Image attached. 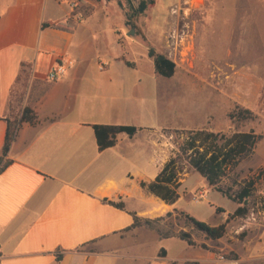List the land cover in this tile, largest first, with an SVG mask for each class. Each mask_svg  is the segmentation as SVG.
<instances>
[{"label":"crops","instance_id":"1","mask_svg":"<svg viewBox=\"0 0 264 264\" xmlns=\"http://www.w3.org/2000/svg\"><path fill=\"white\" fill-rule=\"evenodd\" d=\"M86 2L0 0V158L15 133L11 162L0 172V264H188L171 245L194 246L133 228L134 215L154 220L156 205L166 206L158 218L177 209L141 186L169 159L161 163L156 127L139 125L150 101L140 67L125 63L117 40L122 20L94 5L77 27H44L66 23ZM59 64L65 74L49 81ZM27 108L32 121H22ZM95 125L142 130L100 151Z\"/></svg>","mask_w":264,"mask_h":264},{"label":"rangeland","instance_id":"2","mask_svg":"<svg viewBox=\"0 0 264 264\" xmlns=\"http://www.w3.org/2000/svg\"><path fill=\"white\" fill-rule=\"evenodd\" d=\"M140 1L89 0L74 7L73 19L79 23L99 5V13L111 12L114 20H122L123 32L117 40L125 61L140 67V90L150 101L139 125L158 130L161 163L178 152L185 131L264 134V0H154L145 14L133 20L134 27L127 25L130 2L138 6ZM247 17L253 19L251 24L246 23ZM150 48L176 63L172 78L157 74ZM236 107L251 110L253 117L232 122L230 114ZM157 165L158 171L161 164ZM259 177L263 179L247 204L248 215L233 219L220 240L210 239L180 215L187 212L219 226L244 206L223 192L234 194ZM180 194L178 212L164 216L162 223L189 232L198 246L173 241L175 257L192 259L188 264H222L221 256L243 264H264V139L218 188L185 162ZM218 208L225 212L218 213ZM164 209L156 205L149 215L156 219Z\"/></svg>","mask_w":264,"mask_h":264},{"label":"trees","instance_id":"3","mask_svg":"<svg viewBox=\"0 0 264 264\" xmlns=\"http://www.w3.org/2000/svg\"><path fill=\"white\" fill-rule=\"evenodd\" d=\"M155 4L154 0H142L138 6L130 2V11L127 15V25L134 27L132 23L134 19L145 14L148 8ZM122 7V3L119 2ZM77 14L74 11L72 17L66 23H46L44 27H55L59 29H67L68 27H77V23L73 19ZM149 57L154 60L155 70L158 75L165 78H172L175 75L177 65L167 56L158 53L154 48H150ZM125 63L129 66L130 62ZM253 117V112L249 109L236 107L230 114L232 122H239ZM34 119L33 111L30 108L25 109L22 121H32ZM95 134L97 137L100 151L114 147L118 142L121 134L129 137L136 136L142 128L130 125H95ZM264 134H258L254 130L248 132L236 131L231 134L223 132H215L208 129H197L185 131L182 136V142L179 150L166 162L160 173L154 181L142 182L143 189L150 194L159 198L168 205H175L181 198L180 189L183 186L185 174V162L190 165L196 172L200 173L211 187L218 188L224 178L234 172L244 160L252 157L259 144L263 141ZM15 140V133L7 136L6 145L4 147L3 156L0 158V172H2L9 164L7 159L11 146ZM262 178L252 179L234 194L223 192L234 202L244 205L240 206L234 214H230L225 223L219 226H211L206 222L200 221L187 212H181V216L186 222L196 229L204 232L210 239L220 240L227 233V227L230 222L238 217H245L249 213L247 204L254 196L257 184ZM110 205L125 209L124 202H114L106 200ZM218 213H224V209L218 208ZM177 212V210H175ZM173 213H169L167 217H172ZM134 227L146 226L158 231L162 238L168 239L178 237L186 241L190 246H198L192 235L186 231L176 232L169 225L163 224V218L143 219L134 215ZM202 248L209 249L207 245L202 244ZM161 257L166 256L163 250ZM61 260L62 256L59 255Z\"/></svg>","mask_w":264,"mask_h":264},{"label":"built area","instance_id":"4","mask_svg":"<svg viewBox=\"0 0 264 264\" xmlns=\"http://www.w3.org/2000/svg\"><path fill=\"white\" fill-rule=\"evenodd\" d=\"M66 72V66L64 64H59L56 68L53 69V71L49 74L48 80L49 81H56L61 76H63ZM220 261L224 264H242L238 261L229 260L225 256L220 257Z\"/></svg>","mask_w":264,"mask_h":264}]
</instances>
